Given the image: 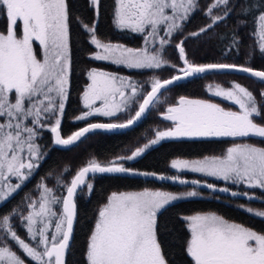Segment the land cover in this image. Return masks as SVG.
<instances>
[{
	"label": "snow or ice",
	"instance_id": "1",
	"mask_svg": "<svg viewBox=\"0 0 264 264\" xmlns=\"http://www.w3.org/2000/svg\"><path fill=\"white\" fill-rule=\"evenodd\" d=\"M91 4L98 6L99 0H91ZM221 5L225 6L224 15H214L213 11ZM197 7L196 0H115L114 25L132 32L147 31L145 47L133 49L111 42L103 43L97 37L95 23L89 26L81 22L90 36L89 43L100 50L90 56L94 60L110 61L128 68H160L163 63H167L160 56L161 49L170 43L166 37H171L180 29V21L188 20ZM257 7L259 15L253 16L255 29L252 35L256 38V45L264 52V0H261L259 6L250 3V0H243L238 15L249 13ZM235 8L236 0H213L205 9V15L211 23L189 35L195 37L210 30ZM166 9H171L172 14L166 13ZM0 16L7 18V31H0V117L6 119L5 123H0V177L4 176L6 170L21 181L27 178L23 170L28 169L30 174L35 166L31 162L32 158H39V146L35 143V138L39 135L37 128L48 127L47 122L53 116L57 117L50 128L55 134L54 143L68 146L96 129L130 127L152 104L161 89L181 78L211 69H232L250 73L264 82V71L235 64L197 65L189 62L182 40L176 44L180 59L185 65L180 70L182 76H173L163 81L153 79L151 90L144 96L143 102L139 103L134 116L125 123H91L67 138H62L60 116L64 112L68 96V74L71 67L66 0H0ZM17 25H21L20 34H17ZM160 25H165L164 36L160 35ZM157 40L160 47L150 48L149 45ZM34 41L43 50L42 60L34 53ZM86 76L90 83L85 86L81 99L87 111L76 117L77 120L94 114L114 116L116 112H123L133 104L137 97L138 85L128 78L96 68H90ZM125 89H130V93ZM12 93L15 94L14 103L10 98ZM214 95L233 102L239 111L225 110L219 104L205 100L180 97L177 105L167 108L165 116V119L172 121L173 127L157 131L155 139L133 151L131 156L117 158L110 166H102L92 160L76 172L70 184H65L61 177H57V184L66 189V195L54 194L53 188L47 187L43 182L38 185L39 196L28 203V214L21 216V221L26 222L24 226L28 236L36 242L35 247H30L29 243L18 237L9 226L7 215L0 219V227L7 229V233L26 256L36 264H65V252L70 246L74 218L77 215L74 196L83 185L92 190L93 185L87 183L86 179L89 173L133 172L119 161L132 160L151 145L168 138L254 137L264 140V125L254 122V117L261 116V111L251 91L236 83L234 88L220 89ZM261 97H264V91L261 92ZM96 101L101 102L99 107L95 106ZM28 117H31L33 126L23 123ZM24 148L28 152V163H24L20 157ZM171 167L264 190V147L234 144L226 149L222 157H204L203 160L194 161L173 160ZM171 179L179 180L178 177ZM179 183L187 181L179 180ZM19 187L20 184L5 185L7 190L0 191V200ZM206 187L219 192L230 191L227 187L217 188L213 184H206ZM197 195L196 191L177 195L147 189L141 192L111 193L107 202L99 208L93 230L88 237L86 264H167L157 240L158 214L181 196ZM231 195L235 197L248 194L232 191ZM54 206H60V211H56ZM238 207L253 213L251 208H244L243 205ZM255 214L264 218V212ZM182 219L190 233L186 252L193 264H264V233L230 222L215 213H197ZM52 226L54 231L49 234L48 229ZM0 261H5V264H25L8 247H0Z\"/></svg>",
	"mask_w": 264,
	"mask_h": 264
},
{
	"label": "trees",
	"instance_id": "2",
	"mask_svg": "<svg viewBox=\"0 0 264 264\" xmlns=\"http://www.w3.org/2000/svg\"><path fill=\"white\" fill-rule=\"evenodd\" d=\"M66 2L69 11L71 67L69 71L68 96L60 125V131L63 136L71 134L72 131L87 123L108 121L110 119V117L100 114L85 117L83 120L74 118L81 111L79 94L87 81L86 73L90 68L100 66L117 70V72L128 77L134 75L136 80L140 81L137 83L140 85L138 86L139 90L150 87V83H148L149 77L147 76L152 72L150 69L135 70L124 65L111 67L110 63L91 58L90 54L94 53L95 46L89 43L90 36L85 32L81 22L89 26L95 23L96 34L100 40L119 42L130 47H141L144 44L145 33L132 32L130 29H120L114 25L115 0H99L98 6L92 5L91 0H66ZM199 2H196L197 5ZM242 2L243 0H236L234 11L225 16L222 21H217L210 30L195 37L189 34L197 32L201 27L211 23V20L205 15V11H199V7H197L190 14L188 20L180 21L181 28L177 31L178 42L180 43L183 40V47L189 62L197 65L235 64L264 71V52L256 45V38L252 35L255 29L253 16L259 15V10L257 7L251 9L249 13L238 15ZM250 3L259 6L261 0H250ZM204 5L200 7H206L207 4L205 3ZM224 7L221 5L219 9L213 11V14L223 16ZM6 24V16H0L1 31L6 29ZM159 28L163 31L164 27L160 25ZM174 47L173 45L172 51L168 52L169 56L172 55V58L181 66L183 63ZM178 72L179 70H172L161 76V79ZM236 83L253 93L257 101V107L261 111V116L254 117V122L258 125H264V97H261V92L264 91V82L258 78L239 73L209 71L192 76L164 89L154 98L144 118L130 129L119 132L95 130L67 148L55 147L53 142H51L50 131H45L42 150L45 152L44 155L37 160L36 165L27 178L20 181V187L0 201V218L13 210L12 208L19 197L24 195L26 191L33 189L44 176L57 169L68 159L69 162H74L78 160L79 155L84 157L86 153H91L90 156L84 158L88 163L92 161L89 160L92 158L99 163H108L119 152L123 153L121 158L131 156L133 151L142 148L145 144L155 139L157 131L171 124L170 121L163 119L162 113L159 115L155 113L159 107L158 103H161L160 106L165 103H173L178 97L182 96L188 99H206V101L211 103L219 104L225 110L237 111L235 104L214 95V90H227L230 87L233 88ZM111 119H116V117ZM238 141H245L258 147H264V140L254 137L168 138L151 145L134 159H125L121 160V162L125 167L132 170L173 175L174 173L169 164L172 158H197L207 154L223 153L227 145ZM67 153L71 154V157H67ZM182 176L200 179L190 172H186ZM209 182L221 185L218 181ZM87 183L93 185L92 190L83 185L80 188V192L83 189L85 193L80 195L78 191L74 197L77 205V215L71 244L65 257V264H86V243L94 224L96 208L106 195L112 191L139 190L147 187L172 191L189 187L198 189L199 195L194 197L186 196L172 201L170 205L166 206L158 214L157 240L161 245L162 254L167 264H193L191 257L186 252L189 233L186 223L182 219L191 213L214 212L229 221L264 233V218L255 214L264 212V190L259 188L244 190L233 185L229 186L234 190L254 195L255 198L250 199L247 197H233L229 194L196 186L165 182L132 174L96 173L87 178ZM238 205H243L244 208H251L253 213H248L238 207ZM16 208L19 215L22 212V208L20 209L17 206ZM16 229L21 235L26 231V229H23V222L18 217Z\"/></svg>",
	"mask_w": 264,
	"mask_h": 264
},
{
	"label": "rangeland",
	"instance_id": "3",
	"mask_svg": "<svg viewBox=\"0 0 264 264\" xmlns=\"http://www.w3.org/2000/svg\"><path fill=\"white\" fill-rule=\"evenodd\" d=\"M200 0H196V2H199ZM210 2L212 3L213 0H201L199 3H198V7H199V11L202 10V11H205V9L207 8V6L210 4ZM207 4L206 7H200V6H205L204 4ZM195 10V9H194ZM166 13L168 14H172L171 12V9H166L165 10ZM6 22H7V18H6ZM163 27H165V25H163ZM147 28V26H146ZM161 29V28H160ZM1 31V30H0ZM7 31V24H6V29L3 31V32H6ZM16 31H17V34H20V31H21V25H17L16 26ZM178 31V30H177ZM177 31L173 33V35L171 37H166L167 39L170 40V43L168 45H165L163 47V49H161L160 51V56L162 57V59L164 61H167V63H163L161 65L160 68H141V69H138V70H147V69H150L152 70L151 74H149L147 77H149V82L150 83V87H151V82L153 79H160L161 80V76H163L165 73L167 74L168 72H171L172 70L174 71L175 69L176 70H180L183 69L185 67V65H181L179 66L177 61L175 59L172 58V55L169 56V53L168 52H171L172 51V46L174 45L175 47V50H177L176 48V44H178L179 42V37L177 36ZM201 34V33H200ZM147 35V31L145 32V36ZM160 35L161 36H164V32L161 30L160 31ZM145 38V37H144ZM151 39V38H150ZM103 43H108L110 41H106V40H101ZM171 41H174V42H171ZM113 44H120V45H123L122 43H119V42H111ZM95 46V45H94ZM126 46V45H124ZM33 47H34V53L36 54L37 58L38 59H43V50L42 48L40 47L39 43L34 41L33 42ZM127 48H133V49H136V48H143L145 47V39H144V44L141 46V47H130V46H126ZM150 48L152 49H155V48H159L160 45H159V41L157 40L155 43H151L149 45ZM97 51H100L99 49H96L95 47V50H94V53L97 52ZM178 52V50H177ZM179 55V53H178ZM180 57V56H179ZM106 63H110L111 64V67L112 66H117L118 64H113L111 63L110 61H104ZM173 65H175V67H173ZM120 66V65H118ZM126 67V66H125ZM92 68H96V69H99V70H104L106 72H109V73H112V74H116L120 77H125V78H128L130 81H134L137 83H139L137 80H136V77L134 75H131L132 77H128V76H125L123 75L122 73L120 72H117V70H112L111 68H102L100 66H97V67H92ZM131 69H134V68H131ZM160 70V71H156V70ZM136 70V69H135ZM154 71V72H153ZM133 74H136V73H133ZM68 79H69V74H68ZM90 81L88 80L87 78V81L84 83V86L83 88L81 89L80 91V94H79V103H80V106H81V111L78 113V115H76L74 118L82 115L83 112L87 111V109L84 107L83 103H82V99H81V95L84 91V88L87 84H89ZM138 86H140L139 84H137ZM68 86H69V83H68ZM68 86H67V89H68ZM147 86V84H146ZM149 87V88H150ZM138 89V93H137V97L135 98V101L133 104L129 105L123 112H116L114 116H111L110 119L108 120L109 122H113V123H120V122H123V121H127L129 120L136 112V110L138 109L139 107V103H141L144 95L146 94V92L148 91V89ZM234 88V87H233ZM219 89L217 90H214V93L216 91H218ZM126 92H129L130 93V89H125ZM162 92V91H161ZM160 92V93H161ZM182 97V96H181ZM11 101L14 103L15 102V94L12 93L11 94ZM179 98L178 97L175 101L170 102V103H165L164 105L160 106L161 103H158L157 105L159 106L155 111V113L157 115L161 114L162 113V116L164 117L163 119H165V116L167 115V108L170 107V106H175L179 103ZM186 99H188L187 97H185ZM223 98V97H222ZM67 100V99H66ZM116 100L118 101L119 100V97L117 96ZM170 100V99H169ZM191 100V99H190ZM196 100V99H195ZM206 101V99H203ZM231 102V101H230ZM233 103V102H231ZM65 104H66V101H65ZM234 104V103H233ZM101 105V102L100 101H96L95 102V106L96 107H99ZM237 106V105H236ZM239 111V108L238 106L236 107ZM84 110V111H83ZM117 114V115H116ZM59 115V113L57 114ZM63 115V114H62ZM94 115H97V114H94ZM62 116H60V119H61ZM90 117V116H88ZM108 117V116H107ZM112 117H116V119H111ZM56 116H53L51 117V119L47 122L48 123V127H44V128H37V131L39 133V135L35 138V143L39 146V152H38V156L40 159L45 152H43V143H44V133L45 131H50V136H51V126L55 124V120H56ZM167 120V119H165ZM169 121V120H167ZM6 122V119L4 117H0V123H5ZM171 124H168L165 128H162L160 131H164V130H167L169 128H172L173 127V123L172 121H170ZM13 123H15V121H13ZM24 124L28 125V126H33L31 125V117H28V118H25L24 121H23ZM73 132V131H72ZM71 132V133H72ZM22 135L26 136L27 133H22ZM51 142H52V136H51ZM234 144H251V143H248V142H245V141H238V142H234V143H231L229 145H227L223 151V153H219V154H207L205 156H202V157H213V156H219V157H222L225 152H226V149L228 147H231L233 146ZM253 145V144H251ZM70 153V152H69ZM67 153V157H71V154ZM78 155V154H77ZM91 153H86L84 157L80 156L77 158L78 160H75L74 162H69V159L68 161L66 162H63L57 169L53 170L52 172L48 173L46 176H44L40 181L39 183L31 190H28L24 193V195H22L21 197H19V199H17V201L15 202V206L12 208L13 210L10 211L9 213H7L6 215L9 217V226L12 228L13 231H15L18 235L19 238H22L25 240L26 243H29V246L30 247H35L36 246V242L35 241H32L31 237L28 236L27 234V229L26 227L24 226V224L26 222H23V229H26V231H24V234L21 235L19 234V231H16V222H17V217L18 219H21V216H26L28 214V203L32 200V199H36L38 196H39V189H38V185H40L42 182L49 188H53L54 190V194L56 195H64L65 193V188L59 186L57 184V177H61L62 180L64 181L65 184H69L72 177L75 175V173L77 172L78 169H80L81 167H83L84 165H87L88 162L86 161V159L84 158H87L88 156H90ZM123 155V153H118L116 156H114L110 162H106V163H100L101 165H109V164H112L113 162L117 161V158H121V156ZM20 157L21 159L23 160L24 163H28L29 162V159H28V152H27V149L24 148L23 150H21L20 152ZM202 157H197V158H186V157H174L170 160L169 164L171 166V162L173 160H187V161H194V160H203ZM37 158H32L31 162L36 165L37 163ZM89 160H94L93 158L92 159H89ZM97 163H99L97 160H95ZM121 162V161H119ZM71 163V165H70ZM84 163V164H83ZM86 163V164H85ZM122 163V162H121ZM172 168V167H171ZM25 175L28 176L29 174V170L28 169H24L23 170ZM32 170H30V173H31ZM172 172L174 173L173 175L175 176H182L184 175L186 172L181 170V169H174L172 168ZM193 175L195 177H199L201 179V174H198V173H193ZM89 178V177H88ZM20 181L16 176H13V175H10L6 172V170H4V176L0 177V191H6L7 189L5 188V185H16V184H20ZM229 186H232L231 183H228ZM81 188V187H80ZM78 189V191L80 192L81 189ZM145 189L147 190H150V191H156V190H159V191H163V192H170V193H173V194H177V195H181V194H184V193H187V192H191V191H196L198 192L195 187H189V188H186V189H182V190H177V191H172V190H165V189H162V188H156V187H147V188H143V189H139V190H124V191H112L110 193H108L106 195V197L104 198V200L97 206L96 208V211H95V218H94V224L96 222V218H97V213L99 211V208L105 204L107 202V197L113 193V192H117V193H120V192H141V191H144ZM244 189V188H243ZM247 190V189H245ZM77 191V192H78ZM85 192L83 191L82 189V192H80L79 194L80 195H83ZM199 195V193H198ZM251 195V194H250ZM182 197H186V196H181ZM3 200V199H2ZM1 201V200H0ZM22 208V212L19 213V215L17 214V208ZM54 208L56 209V211H60V206H54ZM197 213H200V214H205V213H214V212H195V213H191L187 216H190V215H194V214H197ZM216 215H218L217 213H215ZM4 215V216H6ZM4 216H2L0 219H2ZM220 216V215H219ZM222 217V216H221ZM227 220V219H226ZM229 221V220H228ZM76 222V220H75ZM230 222H233V221H230ZM233 223H236V222H233ZM94 224H93V227H94ZM236 224H239V223H236ZM241 225V224H240ZM244 226V225H243ZM93 227H92V230H93ZM246 227V226H245ZM248 228V227H247ZM91 230V231H92ZM54 231V226L52 227H49L48 229V233H52ZM188 233H189V230H188ZM260 233V232H258ZM91 234V232H90ZM89 234V235H90ZM190 237V233L188 235V239ZM12 237L10 234L7 233V229H4L3 227H0V247H8L10 251L12 252H15L18 256H20L24 261H25V264H36L35 261H33L30 257L26 256V254L22 251V249L19 247V245L17 244V242L14 240V242H12ZM188 241V240H187ZM87 243H88V238H87ZM87 243H86V247H87ZM42 247V246H41ZM186 247H187V244H186ZM47 259V258H46ZM0 264H5V261H0Z\"/></svg>",
	"mask_w": 264,
	"mask_h": 264
},
{
	"label": "water",
	"instance_id": "4",
	"mask_svg": "<svg viewBox=\"0 0 264 264\" xmlns=\"http://www.w3.org/2000/svg\"><path fill=\"white\" fill-rule=\"evenodd\" d=\"M178 52H179V50H178ZM243 67H244V66H243ZM252 69H253V70H256V71H262V70H258V69H254V68H252ZM209 71H225V72H233V73L243 74V75H246V76L255 77V76H252L250 73H246V72H242V71H236V70H232V69H211V70H208V71H206V72H209ZM201 74H202V73H201ZM196 75H199V74H196ZM173 76H182V72H180V73H178V74H175V75H172V76H170V77H167V78H165V79H162L161 81H163V80H167V79H171ZM191 77H192V76H191ZM187 78H190V77L181 78V79H179V80L173 81L172 84H169V85L165 86V88L161 89V91H163L164 89H166V88H168V87H170V86L176 84L177 82H180V81H182V80H185V79H187ZM255 78H257V77H255ZM258 79H260V78H258ZM260 80H261V79H260ZM150 90H151V88H150L147 92H149ZM161 91H160V92H161ZM160 92H159V93H160ZM159 93H158V94H159ZM146 94H147V93H146ZM146 94H145V95H146ZM158 94H157V95H158ZM145 95H144V96H145ZM143 99H144V97H143ZM143 99H142L141 103L143 102ZM147 109H148V108H147ZM147 109H146L145 112L142 114V116H141V117H140V118H139V119H138L133 125H131V126L128 127V128H124V129H114V130H104V129H96V130H104V131H111V132H119V131H123V130L130 129V128L136 126V125H137V124H138V123L144 118V116H145V114H146V112H147ZM136 111H138V109H137ZM134 115H135V114H134ZM134 115H133V116H134ZM125 122H126V121H124V122H120V123H125ZM91 123H113V122H104V121L90 122V123H87V124H85V125L79 127V128L76 129L75 131H78V130H80L81 128H84V127H86L88 124H91ZM75 131H74V132H75ZM93 131H95V130H93ZM72 133H73V132H72ZM72 133H71V134H72ZM71 134H70V135H71ZM70 135H68V136H70ZM61 136H62V138H67V137H68V136H63L62 134H61ZM54 139H55V134L52 133V141H53L54 146L57 147V148H67V147L71 146V145H68V146L58 145V144L54 143ZM75 143H76V142H75ZM87 165H88V164H87ZM87 165H85V166H87ZM110 165H111V164H109V165H102V166H110ZM83 167H84V166H83ZM144 173H149V174H151V173H155V172H141V171L133 170V172H128V173H108V174H132V175H141V176L150 177V178H153V179H156V180H161V181H165V182H172V183H179V180H184V181H187V183H184V184H186V185L196 186V187H199V188L208 189V190H212V191H216V190H213V189H209V188H207V187H206V184H213V185H216L217 188L222 187L221 185H218V184H214V183H210V182H206V181H202V180L195 179V178H190V177H178L179 180H173V179H171V178H172V177H177V176H173V175H165V174H160V173H155V175H144ZM92 174H93V173H89V174L87 175L86 179H87L89 176H91ZM74 176H75V175H74ZM74 176H73V177H74ZM191 181H199L200 183L192 184ZM180 184H181V183H180ZM229 189H230V188H229ZM232 191H236V190L230 189V191L227 192V193H225V192H219V191H216V192L231 195V192H232ZM236 192H239V191H236ZM239 193H242V192H239ZM64 195H66V191H65ZM237 197H247V198H250V197H253V196H252V195H238ZM75 220H76V217L74 218L73 231H74V228H75ZM72 235H73V232H72L71 237H70V244H71ZM68 249H69V248H68ZM68 249H67L66 252H65V257H66V254H67ZM65 257H64V259H65Z\"/></svg>",
	"mask_w": 264,
	"mask_h": 264
},
{
	"label": "crops",
	"instance_id": "5",
	"mask_svg": "<svg viewBox=\"0 0 264 264\" xmlns=\"http://www.w3.org/2000/svg\"><path fill=\"white\" fill-rule=\"evenodd\" d=\"M190 100V99H189ZM191 100H195V99H191ZM258 147V146H257ZM207 157V156H206ZM202 158H204V157H202ZM181 170H183V171H185V172H190L191 174H193V173H198V174H201V179L202 180H204V181H207V180H209V181H218L222 186H225V187H229V185H228V183H231L233 186H235V187H240V188H244V190L245 189H252V188H249L247 185H245V184H235V183H232V182H230V181H224V180H222V179H219V178H217V177H213V176H207V175H205L204 173H199V172H192L191 170H188V169H181Z\"/></svg>",
	"mask_w": 264,
	"mask_h": 264
}]
</instances>
